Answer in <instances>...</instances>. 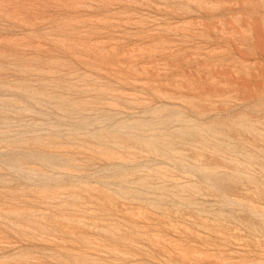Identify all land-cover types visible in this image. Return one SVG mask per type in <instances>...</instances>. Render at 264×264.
I'll use <instances>...</instances> for the list:
<instances>
[{
  "label": "rangeland",
  "instance_id": "374dc122",
  "mask_svg": "<svg viewBox=\"0 0 264 264\" xmlns=\"http://www.w3.org/2000/svg\"><path fill=\"white\" fill-rule=\"evenodd\" d=\"M0 264H264V0H0Z\"/></svg>",
  "mask_w": 264,
  "mask_h": 264
}]
</instances>
